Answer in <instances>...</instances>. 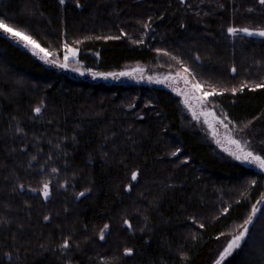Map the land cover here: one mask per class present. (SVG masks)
<instances>
[{"label":"trees","instance_id":"16d2710c","mask_svg":"<svg viewBox=\"0 0 264 264\" xmlns=\"http://www.w3.org/2000/svg\"><path fill=\"white\" fill-rule=\"evenodd\" d=\"M0 21L86 70L187 69L233 125L264 112L261 0H0ZM181 114L167 90L70 76L0 34V264H213L245 228L222 264H264V176Z\"/></svg>","mask_w":264,"mask_h":264},{"label":"rangeland","instance_id":"374dc122","mask_svg":"<svg viewBox=\"0 0 264 264\" xmlns=\"http://www.w3.org/2000/svg\"><path fill=\"white\" fill-rule=\"evenodd\" d=\"M0 34L24 48L39 61L48 63L57 70H63L70 76H79L92 82H115L122 85L143 84L171 92L179 101L184 125L197 133L201 140L211 147L214 155L264 176V167H261L259 162L252 161L251 157L245 159V154L251 152L253 156H259L261 160H264V112L251 122L233 125L220 113L211 94L205 97V92L201 87L199 90L192 87L196 82L190 79L189 73L184 69L175 71L159 64H128L118 71L96 72L86 70L77 64V51L74 49L65 48L59 59L50 60L44 50L42 51L35 43H30V39H24L23 34L16 36L2 28H0ZM246 34L247 36H258L253 32H246ZM65 56L68 57L67 60ZM185 79L189 81L188 84H185ZM232 141L237 143H232ZM237 157L240 158L237 159ZM46 192L47 195H45ZM42 196L45 199L48 197V188L44 189ZM253 210L252 214L256 212V208ZM236 236L227 237L223 241L221 251L213 264H222L239 248V246H234L229 254L221 259L229 243Z\"/></svg>","mask_w":264,"mask_h":264},{"label":"snow or ice","instance_id":"6c2138e0","mask_svg":"<svg viewBox=\"0 0 264 264\" xmlns=\"http://www.w3.org/2000/svg\"><path fill=\"white\" fill-rule=\"evenodd\" d=\"M61 2H63V0H61ZM261 2L264 3V0H261ZM0 28L4 29L7 32H12L13 35L22 36L21 33L15 32L12 28H10L7 25H5L3 21H0ZM244 31H247V29H245ZM229 32L230 33H234V32H236V29H229ZM249 34L251 35V33H249ZM257 34L258 35H261V36H264V32H259ZM23 38L24 39H28V37H26V36L23 37ZM30 43H33L34 44L35 42L34 41H30ZM41 50L43 51V49H41ZM65 59L67 60L68 57L65 56ZM184 71L187 72L188 70L187 69H184ZM188 83H189V81L185 79V84H188ZM192 87L195 88V89H197V90H199L200 87H201V85L199 83H196V84H193ZM214 91L215 90H213V93H214ZM213 93L205 92L204 93V96L207 97L208 95L213 94ZM39 111H40V109L37 108L36 109V112H39ZM232 143H237V142L236 141H232ZM248 157H251L252 158V161H257V162H259V164H260L261 167H264V160H261V158L259 156H253V154L251 152H248V153L245 154V159H247ZM239 158L240 157H237V159H239ZM133 179H135V174H133ZM45 195H47V192L45 193ZM246 232H247V228L244 229V232H242L239 235H237L236 237H234V239L229 243L228 248L225 250V253L221 256V259H223L224 256L228 255L229 252L232 250V248L234 246H237V247L239 246V242L244 239V234Z\"/></svg>","mask_w":264,"mask_h":264},{"label":"bare ground","instance_id":"6f19581e","mask_svg":"<svg viewBox=\"0 0 264 264\" xmlns=\"http://www.w3.org/2000/svg\"><path fill=\"white\" fill-rule=\"evenodd\" d=\"M149 66V65H148ZM151 66V65H150ZM152 67V66H151Z\"/></svg>","mask_w":264,"mask_h":264}]
</instances>
